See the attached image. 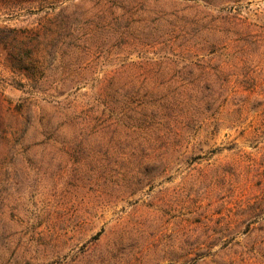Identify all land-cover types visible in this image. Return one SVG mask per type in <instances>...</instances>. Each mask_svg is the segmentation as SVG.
Masks as SVG:
<instances>
[{
	"label": "rangeland",
	"instance_id": "374dc122",
	"mask_svg": "<svg viewBox=\"0 0 264 264\" xmlns=\"http://www.w3.org/2000/svg\"><path fill=\"white\" fill-rule=\"evenodd\" d=\"M0 264H264V0H0Z\"/></svg>",
	"mask_w": 264,
	"mask_h": 264
},
{
	"label": "trees",
	"instance_id": "16d2710c",
	"mask_svg": "<svg viewBox=\"0 0 264 264\" xmlns=\"http://www.w3.org/2000/svg\"><path fill=\"white\" fill-rule=\"evenodd\" d=\"M68 9L69 7L63 8L47 22L45 31L41 37L43 38V41L48 40L49 51H51L54 59L58 56L60 50L65 44V41L68 40V38H72L76 32L77 25L75 20L73 22L72 17L67 13ZM12 32L18 33V31ZM32 44L33 40L28 42L25 40L17 43L18 55L15 57L17 62L15 68H22L21 65H24L28 62V60H31L30 58L32 53L25 54V50H27ZM18 64L21 65L18 66Z\"/></svg>",
	"mask_w": 264,
	"mask_h": 264
}]
</instances>
